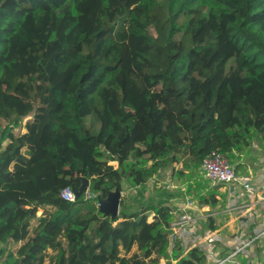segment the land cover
I'll use <instances>...</instances> for the list:
<instances>
[{"label": "trees", "instance_id": "trees-1", "mask_svg": "<svg viewBox=\"0 0 264 264\" xmlns=\"http://www.w3.org/2000/svg\"><path fill=\"white\" fill-rule=\"evenodd\" d=\"M88 116L95 135L81 127ZM254 138L264 140V0H0V243L22 241L50 209L4 264H45L48 251V264H202L197 249L169 254L166 193L120 202L113 219L92 202L124 180L144 186L146 157L189 158L191 178L213 151L231 160ZM80 177L90 197L60 198Z\"/></svg>", "mask_w": 264, "mask_h": 264}, {"label": "crops", "instance_id": "crops-1", "mask_svg": "<svg viewBox=\"0 0 264 264\" xmlns=\"http://www.w3.org/2000/svg\"><path fill=\"white\" fill-rule=\"evenodd\" d=\"M261 139V138H260ZM256 139L251 143L245 152H233L235 159V171L237 175L249 176L251 178L253 195L246 194L241 188L229 191L223 186H212L209 181L205 180L201 171L200 176L196 173L191 178L187 177V170L182 168L184 178L181 183L173 176L166 177V206L170 208L172 219L174 221L176 214L185 206L186 200H193L196 204L189 212L197 218V233L200 240L197 245L189 246L183 249L181 257H186L192 249H197L204 256L202 264H215L218 260L228 257L236 243L245 239L252 238L258 231L264 227V150ZM263 143V142H262ZM264 144V143H263ZM258 158V164H255L253 158ZM111 165L117 166V162H111ZM179 170V171H180ZM144 186L137 188L131 187L134 193V206L136 208L144 207L148 199L152 196L148 194ZM145 189H144V188ZM144 193L138 196V192ZM41 212L37 218L41 217L44 212L49 211L39 209ZM149 221L153 220V214L148 217ZM147 220V221H148ZM148 221V222H149ZM32 229L36 226V220H32ZM215 235L217 241L207 249V240L210 236ZM26 241L13 242L10 240L15 253ZM1 245V244H0ZM54 253V252H53ZM55 254V253H54ZM169 254L171 251L169 250ZM233 260L226 264H249L264 261V238H259L244 253H239ZM169 264H176L177 260L166 259ZM1 263L4 262L0 261Z\"/></svg>", "mask_w": 264, "mask_h": 264}, {"label": "built area", "instance_id": "built-area-1", "mask_svg": "<svg viewBox=\"0 0 264 264\" xmlns=\"http://www.w3.org/2000/svg\"><path fill=\"white\" fill-rule=\"evenodd\" d=\"M200 171L204 179L209 181L212 186H223L229 191L241 188L244 193L253 195L254 189L251 178L249 176L237 175L234 166L226 155L219 151H213L202 160ZM60 198L67 202H74L76 200L73 190L68 187L61 190ZM194 204H196L195 201L186 200L185 206L176 214L174 221L171 222L168 235L170 251L175 248L176 244L186 249L199 243L200 235L197 233V218L189 212ZM259 238H264V227L252 238H245L236 243L233 252L228 257L218 260L215 264H226L232 261V258H235L239 253H244ZM216 241L217 237L212 234L207 240L206 250L210 251V247ZM164 260L163 264H169L166 259ZM0 264L4 263L0 262ZM249 264H264V261Z\"/></svg>", "mask_w": 264, "mask_h": 264}, {"label": "rangeland", "instance_id": "rangeland-1", "mask_svg": "<svg viewBox=\"0 0 264 264\" xmlns=\"http://www.w3.org/2000/svg\"><path fill=\"white\" fill-rule=\"evenodd\" d=\"M188 22V18L186 16L180 15L179 17L176 18V28L178 27L179 29L183 28ZM177 28V30H178ZM181 33L177 34L175 36V39H178L180 37ZM32 120V116H28L25 117L24 119H22V121L18 124L17 127L12 128V132L14 135L19 136L23 133L26 132L25 130V124L30 122ZM84 125H82L81 127H89L90 131L92 132L93 135L97 134V132L99 131L100 128V124L97 121L95 116H88L85 118L84 120ZM253 140V139H252ZM252 140H250L252 142ZM255 140V138H254ZM253 140V141H254ZM261 142H258L260 144V146H263L264 144V140L261 138L260 139ZM263 142V143H262ZM6 145V142L3 143V146ZM251 146V144L249 145ZM263 150H264V146H263ZM176 158H179L178 162H169L166 161L167 158L165 157L164 159H159V160H150L149 158L146 157L145 160V167L148 170V174H149V178L147 180V186L146 189L148 194L151 195L152 197L157 196L159 198V196H161L163 193H166V187H167V182H166V177H171L173 176V180L176 179V181L178 183H181L184 178L181 177L180 175H175L176 172H178L180 169H182V165L183 163L187 162L189 160V158L186 157H182V156H175ZM234 157V156H233ZM235 157L233 159L230 160L231 164L233 166L236 167L235 165ZM253 160L255 161V164H258V158L254 157ZM264 163V162H263ZM262 166H264V164H262ZM197 174L200 176V172L199 170H197ZM172 178V177H171ZM131 186L127 183V181H123L122 182V187H121V191H120V202L125 205L126 207L129 206H133L134 204V193L133 190L130 189ZM98 196V195H97ZM84 197L89 198L90 195L88 193V189L87 191L84 193ZM96 202H92V204L99 209V203L100 200L96 198ZM119 210H120V205H119ZM41 212H37V216L40 214ZM36 216V217H37ZM37 222V218L34 219ZM149 221V220H148ZM152 222V221H149ZM32 228V223L31 221L25 225L22 228V241H26V239L29 237L30 234V229ZM0 261H3L6 259V256L8 253H10V251L13 250V246L10 243V240H7L4 243H0ZM136 252V249L133 248L132 251L130 252V254L126 255V257H130L132 255V253ZM48 254V258L45 261V264L49 263V259L51 257L54 256V253L51 251L47 252ZM120 256H125L123 255V253H121ZM165 262L164 258H159L156 262V264H163ZM147 264L148 261H146Z\"/></svg>", "mask_w": 264, "mask_h": 264}, {"label": "water", "instance_id": "water-1", "mask_svg": "<svg viewBox=\"0 0 264 264\" xmlns=\"http://www.w3.org/2000/svg\"><path fill=\"white\" fill-rule=\"evenodd\" d=\"M80 180V186L78 189H72L76 200L84 194L88 187H89V181L83 177L79 178ZM97 199L100 200L99 203V213H101L103 216H109L111 219L116 217L119 213V205H120V190L115 189L112 192H109L106 198H102L101 195L97 196Z\"/></svg>", "mask_w": 264, "mask_h": 264}]
</instances>
